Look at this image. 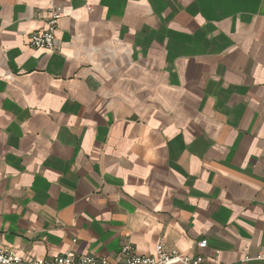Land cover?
Returning a JSON list of instances; mask_svg holds the SVG:
<instances>
[{
  "label": "crops",
  "instance_id": "obj_1",
  "mask_svg": "<svg viewBox=\"0 0 264 264\" xmlns=\"http://www.w3.org/2000/svg\"><path fill=\"white\" fill-rule=\"evenodd\" d=\"M159 242L264 264V0H0V247Z\"/></svg>",
  "mask_w": 264,
  "mask_h": 264
},
{
  "label": "built area",
  "instance_id": "obj_2",
  "mask_svg": "<svg viewBox=\"0 0 264 264\" xmlns=\"http://www.w3.org/2000/svg\"><path fill=\"white\" fill-rule=\"evenodd\" d=\"M60 17V9L51 8L45 28L31 33L30 45L36 48H53ZM198 246L200 248L206 247L207 240H201L198 242ZM120 256L121 258L116 261H111L109 258L97 254L73 255L70 252L49 257H32L0 247V264H205V258L202 254L191 256L178 250H167L164 242L157 244L154 255L140 254L136 252L132 244H125L121 248ZM260 257L264 258V254H261Z\"/></svg>",
  "mask_w": 264,
  "mask_h": 264
}]
</instances>
